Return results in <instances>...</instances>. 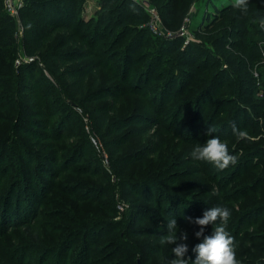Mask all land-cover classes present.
Returning a JSON list of instances; mask_svg holds the SVG:
<instances>
[{
    "label": "trees",
    "instance_id": "16d2710c",
    "mask_svg": "<svg viewBox=\"0 0 264 264\" xmlns=\"http://www.w3.org/2000/svg\"><path fill=\"white\" fill-rule=\"evenodd\" d=\"M86 1L26 0L27 12L25 15L33 18L32 23H30L32 24L31 28H28L33 36L30 41H33L36 46L29 51V54L34 56L37 51L43 50L42 41L45 37L66 31L63 38L65 40L64 50L49 52L41 56L40 60L45 62V67L60 83L63 78L70 80L77 78L86 81L93 71H97L95 82L100 83L97 89L88 92V89L85 90L83 87V94L77 91V93L69 94L70 96L67 97L74 101L79 98V103H72V105H79L85 112L88 111L84 108L87 104L104 102L105 104H101L90 114L91 119L93 116H99L101 122L103 120L102 126L97 123L92 124L89 127L90 131H86L82 124V133L77 134L76 130L69 135L66 130L72 119H77L76 126L79 125L81 119L72 110V105L66 102L67 98L64 99V103L59 104V98H53L52 85L46 90H40L33 83L36 79H33V82L28 80L29 77L31 79V76L27 74L28 70H37L39 61L16 67V56L14 50H10L11 45L6 48L9 52L1 50L2 58L5 61L0 65L2 72H4L0 78V85L10 86L11 82L5 76L14 77V91L10 101L14 103L17 110L20 108L19 113H21L19 123H22L20 126L22 128H18L16 133L17 131L29 133L30 130L23 128L24 123H27V117L31 116L35 119L30 120L33 121L31 124L38 126L41 121V118H38L40 115L45 121L43 129L46 131V136L42 137L41 132L34 130L32 133L53 143L48 150L50 151L48 156L42 159L38 157V154L27 150L14 154V143L18 139L17 136H14V128L7 134L4 142L0 141V147L2 145L11 146V150L7 153L5 151L0 152V185L3 184L0 186V195L4 196V200L0 198L2 200L0 202L2 204L0 207V229L2 232H7L8 226H10L11 231H15L17 228L34 223L44 199L43 193L46 183L50 179L55 181L60 175L68 172L71 175L81 174L89 175L91 178L100 177L99 175L105 170L100 166L101 159L96 155V150L92 144V135H94L101 141L104 139V144L110 151L111 165L105 171V177L108 176L110 180L115 178V185L113 186H120L123 196L126 193H133L137 197L142 196L146 205L129 208L121 221L113 220L108 226L102 227L103 225L96 223L75 224L76 230L65 236L56 249L54 246L51 247L50 251H42L38 263L46 264L51 259L52 264H101V262H91L95 261L94 258L92 259V254H94L96 247H99L97 245L101 244H103L101 245L103 248L112 250L113 247V251L107 254L108 259H111L114 254L121 256L115 258L119 260L113 264H134L133 259L146 252L148 256L144 257L155 256L160 259L161 254L164 253L162 248L166 244L152 246L153 244L142 240L152 234L164 232L167 229V220L170 218L176 219L177 231L181 226H184L183 229L192 233L196 224L189 222L186 218L190 217L192 221L196 218H202L203 213L209 209V204L208 202L204 203L203 209L195 210L191 214L189 207L193 203L188 200V194L183 192V189L176 191L174 188L164 187L165 183L175 185L178 181V174H180L177 173L171 178H163L164 176L160 171L165 170V167H162V164L159 166L160 163L157 164V168L151 165L152 162L156 163L154 155L163 156L161 149L164 145L153 146L151 144L149 147H128L127 152H125L126 145L130 143L132 137L141 136L143 133L148 134L152 130L155 132L151 141H154L153 137L156 131H161L164 128L162 123L165 110L176 97L194 98L191 103H196L195 113L199 116L198 122L196 118L194 119L195 127L201 124L207 109L201 110L200 104L206 98V94L214 90H223L226 98L223 97L216 104L211 122H217L226 107L232 108V105H235V109L233 106L232 110V119H241V93L248 89L244 83L247 85L256 83L257 86V82H260L261 86L258 88L264 89V63H262L264 55L259 49L260 39H264V33L256 27L259 18L264 16L256 6L264 0H249V3L257 2L254 8L255 13L253 12L251 16L249 13L233 7V4L212 15L207 12L212 20L207 23L203 22L197 28L191 29L192 33L199 37H196L197 40L189 44H186L183 36L162 38L154 35L149 28L143 26L148 21V15L133 0H97L101 9L97 12V18H92L90 21L82 17ZM149 1L158 9L164 26L171 30H178L191 5L199 2V0ZM76 17L78 20L74 26L73 22ZM34 20H40L42 23L49 20L50 23L46 24L44 28L34 27ZM250 25L252 26L250 27ZM132 32L136 34L127 42L122 52L115 50L109 56L104 57L106 49L99 50L102 39H112L111 46L115 49ZM1 37L3 38L2 41H8L6 35ZM101 37L103 38L100 39ZM70 45L72 48L67 50ZM150 45L152 46L151 50L147 49ZM107 46L105 43L101 45L103 48ZM238 46L243 47L239 56L231 51ZM142 49L145 50L142 53V58H140L136 53ZM242 56H246L247 59L243 61ZM91 59L93 62H90ZM83 60L89 62L77 68L65 69V72L61 73L63 65ZM227 60H230L231 64L237 63L238 71L231 66V68H224ZM141 61L145 62V67L134 70L136 69L134 68L135 65ZM169 63L173 66L170 67ZM256 63H260L259 65L262 67L258 69L260 78L254 76L253 71ZM165 64H167L168 69L165 68L155 78L157 72L162 70ZM247 69L248 72L242 74ZM106 72L109 73V76L105 80L102 79V82L101 73L105 74ZM159 79H162L163 82L152 86L153 82ZM198 85L203 86L198 89ZM64 93L69 92L64 91ZM50 97L55 101L48 102ZM23 98H31L29 104L34 110L29 116L25 109L26 105L22 102ZM123 102L125 105L120 108L119 106ZM256 109L262 111L264 118V97ZM113 113L118 116L112 117ZM56 118L60 121H56ZM172 131L169 130V132ZM187 139L185 141H195V138ZM124 146L126 147L123 148ZM87 150L90 156L95 157L90 162L84 163ZM72 161L76 162L74 169L70 168ZM260 181L259 179L258 183ZM80 187L86 191L81 194V197H84L81 199L84 201L93 199L96 195V189H99L86 184ZM261 192L253 191L252 195L259 197ZM247 193L241 194L242 196L239 197V201H242L241 205H246L249 202L255 204L253 207L246 206L240 210L239 220L231 230L237 239L242 237V242L251 245L244 251L248 255L249 263L264 264V221L259 219V227H256L251 234L243 233V231L253 228L252 226L246 227L247 215L259 207L264 208V202H261V205L256 203L255 200L258 198L249 201ZM111 194L113 207L116 208V194L113 189ZM139 213L142 214L139 215ZM135 219L138 222L135 223ZM158 219H162L164 222ZM155 220L158 222L154 223ZM148 221H152V225L146 228H137L138 225H143ZM186 225L191 226V228H185ZM106 239L108 240L104 242ZM203 239L204 237L197 238L194 236L193 246L202 243ZM238 251H241V246ZM169 254L172 255L171 252ZM196 255L190 252L186 254L185 259L188 264H194ZM247 260V258L242 257L238 261L246 262Z\"/></svg>",
    "mask_w": 264,
    "mask_h": 264
},
{
    "label": "rangeland",
    "instance_id": "374dc122",
    "mask_svg": "<svg viewBox=\"0 0 264 264\" xmlns=\"http://www.w3.org/2000/svg\"><path fill=\"white\" fill-rule=\"evenodd\" d=\"M8 1L13 6L14 11L10 9ZM135 2L142 7V11L149 17L148 21L144 23L143 26L151 30V10H155L161 18L158 9L152 3H150L149 0H140ZM250 3L248 4L247 10L249 16L253 15L255 3L257 2ZM231 4H233V0H199V2L193 3L191 5L190 10L188 11L181 27L178 30L168 29L164 26L163 21H161L160 32L162 34L158 35L152 30L151 31L154 35L162 38H176L179 36H185L184 40L189 44L193 41H196L199 37L195 33H192L191 29L193 30L200 26L203 22L207 23L212 20L211 16L209 18L207 12L212 15L213 13L220 12L219 10L224 9ZM14 7L17 8L16 11ZM256 8H259L264 14V2H259ZM100 9L101 7L99 6L97 0H87L84 5L82 17H84L87 21H90L92 18H97V12ZM26 12V0H0V53L1 50L7 52L8 50L6 48L11 45L10 50H14L16 56V67L39 61L37 70H28L27 72V74L31 76V79L30 77L28 79L29 82L31 80L33 82V79H36L33 83L38 86L40 90H46L52 85V95H55H53V98H59V104L64 103L65 98H67L66 102L69 103V105H72V103H79V98L74 101L67 96H70L69 94L72 95L77 93V91L80 92V94H83V87H85V90L88 89V92L97 89L100 86V83L97 84L95 82L97 71H93L86 81L77 78L71 80L63 78L60 83V81H58L54 75L48 71V69L45 67V62L40 60V57L49 52L64 50L63 44L65 43V40H63V38L66 31H60L52 36L45 37L42 41L44 44L43 50L41 52L37 51L36 54L32 56L29 54V51L36 46L33 44V41H30V38H33V36L31 35V31L28 30V28H31L32 24L30 23H32L33 18L26 16ZM138 12H140V10H138ZM77 20L78 17H76L73 22L74 26H76ZM33 22L34 27L40 26L42 28H44L46 24L50 23L49 20L43 23L40 20H34ZM251 26L252 25H250V27ZM256 27L258 30L263 31L264 33V29L260 27V23H256ZM169 33H171L172 36H168ZM135 34V32L129 34L128 37L121 42L119 47L115 49L111 46L112 39H102L103 37H101L100 39L102 40L100 41V47L104 43L108 46L104 48L99 47V50L106 49L104 57L109 56L111 52L115 50L122 52L125 49L127 42L133 36H135ZM3 35L7 36V42L2 41L3 38L1 36ZM259 46L260 52L264 55V39H260ZM151 47L152 46L150 45L147 47V49L151 50ZM70 48H72V45H70L67 50ZM144 50L145 49L138 51L136 55L142 58V53ZM231 51L235 52V54L239 56L240 52L243 51V47L238 46L235 49L233 48ZM1 54L0 65L5 61V59L2 58L3 53ZM246 59V56H242L243 61ZM91 61L93 62V59H91L90 62ZM87 62L89 61L83 60L81 62H72L63 65L61 67L62 69L60 68L61 73H64L65 69L68 70L77 68ZM262 63H264V61ZM144 64L145 62L141 61L138 65H135L136 67L134 68L136 69L134 70H137L143 66L145 67ZM259 64L260 63L255 64L253 71L254 76L257 78H260L258 69L262 68ZM169 66L172 67L173 64L169 63ZM230 66L238 71L237 63L231 64V61L227 60L224 64V68H231ZM165 68L166 70L168 69L167 64L162 67V70L160 69L157 72L155 78L161 71L165 70ZM99 72H101V70H99ZM247 72L248 69L242 74H246ZM2 74L4 75V72H2L0 66V78L3 76ZM101 74V81L102 79L105 80V78L109 76L108 72ZM5 78L11 82V85H0V141L4 142L7 134L13 131L14 128V136H17L18 138L17 142L14 143V154L22 150H27L34 154H38V157L45 159L50 153L48 150L51 147V143L53 142L49 140H43V138L41 139L32 133L33 130L35 132L38 131L43 134L42 137H45L46 131L43 129L45 121L43 117L39 115L38 118H41V121L39 122L38 126L31 124L33 121L30 120H35L29 116L32 110H34V108H32V106L29 104V102H31V98H23L22 102L26 105L25 109L29 116L27 117V123H24L23 128H25L24 130H30V132L24 133L17 131L16 133L18 128H22L20 127L22 123H19V116L21 114L19 113L20 108L17 110L14 107V103L10 101V98L12 99L11 95L13 96L14 91V77L5 76ZM161 82H163L162 79L154 81L152 86L160 84ZM202 86L203 85H198V89H200ZM244 86L248 89L241 93V119H232L233 106L235 109V105H232V108L226 107L224 113L220 119L217 120V122H211L213 118V110L216 104L219 103L220 99H223V97L226 98L223 90H214L206 94V98L200 104L201 110L203 108L207 109L205 110V115L204 118H202L201 124L195 127L194 119L196 118L198 122L199 116L195 113L196 103H191L194 98L188 96L176 97L173 99V103L166 108L162 123L164 128L161 131H156L153 137L154 141H151L153 133L155 132L153 130L148 134L143 133L141 136L132 137L130 143L126 145L127 149H125V152H127L128 147H149L151 144H153V146L164 145V147L161 149L163 156L160 157L159 154L157 156L154 155V160L156 163L152 162L151 165L157 168L160 163L159 166L162 164V167H165V170L160 171L164 176L163 178H171L175 176V174L180 173L178 174V181L175 185L165 183L164 187L168 189L174 188L176 191L183 189V192L185 191L188 194V200L193 203L189 207L191 214L195 210L199 211L200 209H203V205L206 202L209 204V209L214 206H223L228 208L231 215L228 221L227 231L235 238V246L237 247L235 249L236 258L237 260L242 257L247 258L248 260L246 262H239V264H250L248 255H246L244 251H246L251 245L242 242V237L237 239L233 233V230L231 229L235 224H237V221L239 220L240 210L246 206L253 207L255 204L249 202L246 205H241L242 201H239V197L242 196L241 194L248 192L246 195H248L247 199L249 201H253L258 198L255 200L257 201L256 203H260L261 205V202H264V118L262 116V111L256 109V106H258L260 101L263 100L264 89L258 88L261 86L260 82H257V86L256 83L250 85L244 83ZM64 91H68L69 93L66 94ZM53 98L50 97V101L48 102H54L55 100H53ZM124 103L125 102L121 103L119 107H124ZM101 104L105 103L98 102L94 104H87L84 107L86 110H88L87 112L80 108L79 105H72V110L76 112L81 121L79 125L76 126L77 119L73 118L68 129L66 130L67 133L70 135L76 130L77 134L79 132L82 133V124L86 128V131L89 130V127L92 126V124L97 123L98 125L102 126L103 120L101 122L99 116H93L92 119L90 118L91 111L98 108ZM206 104L207 106H205ZM116 116L118 115H115L114 113L112 114V117ZM56 121L59 122L60 119H57ZM212 123H214V125L211 126ZM233 125H235V127L240 131L246 133V137L238 139L233 134ZM208 127L216 129V131L211 135L218 136L221 141L227 144L230 154L237 156V162L234 165H230L224 170H218L213 164L209 162L197 161L191 158L190 153L192 149L197 145L202 146L208 139L211 138V135L207 134ZM169 130L173 131L169 132ZM104 131H106V129ZM187 138H195V141H185L188 140ZM104 142V139L101 141L97 136L94 137V135H92V144L96 150L95 153L98 155V157H100L101 161H103V164L101 161L99 164L105 171H107V168H110L111 165L110 151L107 149ZM10 148L11 146L2 145L0 147V152L2 153L5 151L7 153L11 150ZM111 156H113L112 153ZM93 157L95 156H90L89 151L87 150V156H84V163L90 162L93 160ZM75 163L76 162L73 161L70 162V165H72L70 168L74 169L76 167ZM54 168L57 167L54 166ZM105 171L99 175L100 177L96 178H91L89 175L86 176L81 174L71 175L68 172L66 174L60 175L57 180L55 179V181H51L52 179H50L48 182L46 181L47 183L43 193L44 199L42 201L39 214L36 219H34V223L26 227L17 228L15 231H11L12 228H10V226H8L9 230H7V232H2L0 229V264H41L38 262H40L39 258H41L42 251H50L51 247L54 246L56 249L59 246L60 241H62L65 236L76 230L75 228L77 227L75 224L79 223L82 225V223H96L103 225L102 227H104V225L108 226V224L112 223L113 220L121 221L123 215L129 208H133V206L137 207L146 205L142 196L137 197L133 193H126V195L123 196L121 190L122 188L120 186H113L115 185V178L110 180L108 176L105 177ZM259 179L261 180L260 183H258ZM83 184L101 189H96V195L93 197V199H96L98 196L100 197L95 201H93V199H87L86 201L81 199L84 198L83 196L81 197V194L86 192L84 191L83 187L79 188V186ZM0 186H3V184ZM112 189L116 194V208L113 207V197L111 194ZM253 191H262L261 196L256 197V195H252ZM0 198L4 200V196L2 197L0 195ZM2 200H0V202ZM101 204L103 207L100 206ZM0 207H2L1 203ZM141 214L142 213H139V215ZM246 218V227H253L243 231L244 234L248 232V235L251 234L254 229H256V227H259V219L264 221V208L259 207L258 209H255L252 211V213L250 212ZM158 220H155L154 223L158 222ZM134 222L136 223L138 220L135 219ZM162 222H164V220H162ZM152 223V221H148V223L138 225L137 228H146L152 225ZM217 224H219V221H217ZM215 226L216 225L212 224L205 226L203 236L201 237L203 238L206 236H211ZM183 227L184 226H181L179 228L180 232L177 231V235L179 236L181 233H187L189 237L183 242L188 245L187 254L189 252L194 254L195 252H193L190 248H194V244L192 242L194 240L195 233L200 230V226L196 225V228L193 229L194 231H192V233H189L186 229H183ZM185 228L189 229L191 226L186 225ZM166 233L167 229L159 234H152L142 241L151 243L153 244L152 246H158L160 244V236L165 235ZM107 240L108 239H106L104 242ZM180 242L181 241L177 240L176 243L171 245H164L162 248L164 253L161 254L160 259L155 256L150 258L144 257L148 256L147 252L142 253V255L139 254L133 259L134 264H169V260L175 257L174 253L171 252V249L176 247L177 243ZM101 245H97L99 247H96L94 254H92V259H95L94 262L91 261L92 263L101 262V264H113L115 261L119 260L115 258H120L121 256H117L115 254L111 259H108L107 254L108 252L113 251V247L111 250L108 248H103ZM240 246L241 251H238ZM18 252L20 253L18 254ZM170 252L172 255L169 254ZM49 262L50 264L53 263V261L50 259L46 264Z\"/></svg>",
    "mask_w": 264,
    "mask_h": 264
},
{
    "label": "clouds",
    "instance_id": "9594fccd",
    "mask_svg": "<svg viewBox=\"0 0 264 264\" xmlns=\"http://www.w3.org/2000/svg\"><path fill=\"white\" fill-rule=\"evenodd\" d=\"M249 0H233V7L240 9L242 12H247ZM260 27L264 29V16L259 18ZM216 129L208 127V135L214 133ZM233 134L242 139L246 137V133L240 131L233 125ZM190 156L197 161H206L213 164L218 170H224L230 165L237 162V156L230 154L228 146L225 142L221 141L218 136L211 135V138L206 141L202 146H195ZM230 211L223 206H214L203 213L202 218L192 219L186 218L189 222H193L200 226V230L195 233L197 238L203 236L204 227L212 224L214 227L213 234L206 236L202 243L194 246L192 249L195 252L196 259L194 264H239L236 258L235 238L227 231L228 221L230 219ZM219 221V224H217ZM188 239L187 233L177 235V221L175 218L167 220V233L162 235L159 243L173 244L177 240V246L171 249L174 253L175 259H170L169 264H188L185 256L188 252V245L183 241Z\"/></svg>",
    "mask_w": 264,
    "mask_h": 264
},
{
    "label": "built area",
    "instance_id": "2783aa9c",
    "mask_svg": "<svg viewBox=\"0 0 264 264\" xmlns=\"http://www.w3.org/2000/svg\"><path fill=\"white\" fill-rule=\"evenodd\" d=\"M12 1V0H11ZM135 1H140V0H135ZM9 3V1H8ZM14 5V4H13ZM146 6V4H145ZM9 7L12 11H14L13 9V6L11 5V3H9ZM15 8V7H14ZM148 8V7H147ZM17 10V8H15V11ZM152 13L150 14L151 15V18H152V24H151V30L155 33V34H162L160 32V25H161V18L159 17V15L157 14V12L155 10H151ZM184 31V30H183ZM184 35V34H183ZM168 36H172L171 33L168 34ZM185 37V36H184ZM188 44V42L186 43Z\"/></svg>",
    "mask_w": 264,
    "mask_h": 264
}]
</instances>
